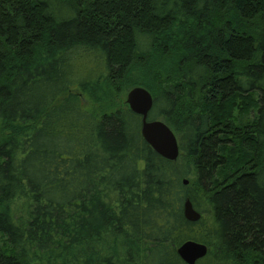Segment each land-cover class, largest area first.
<instances>
[{
  "label": "trees",
  "instance_id": "obj_1",
  "mask_svg": "<svg viewBox=\"0 0 264 264\" xmlns=\"http://www.w3.org/2000/svg\"><path fill=\"white\" fill-rule=\"evenodd\" d=\"M138 86L176 161L109 108ZM188 240L264 264V0H0V264H186Z\"/></svg>",
  "mask_w": 264,
  "mask_h": 264
},
{
  "label": "water",
  "instance_id": "obj_2",
  "mask_svg": "<svg viewBox=\"0 0 264 264\" xmlns=\"http://www.w3.org/2000/svg\"><path fill=\"white\" fill-rule=\"evenodd\" d=\"M126 103L133 113L142 117L141 133L149 146L162 158L176 161L180 147L175 132L163 120H149L154 106V97L149 90L140 86L132 88L127 94ZM185 184L188 185L189 181L185 180ZM184 215L190 222H198L202 217L189 199L184 204ZM208 252L206 244L195 240H188L177 250L186 264H197Z\"/></svg>",
  "mask_w": 264,
  "mask_h": 264
},
{
  "label": "rangeland",
  "instance_id": "obj_3",
  "mask_svg": "<svg viewBox=\"0 0 264 264\" xmlns=\"http://www.w3.org/2000/svg\"><path fill=\"white\" fill-rule=\"evenodd\" d=\"M128 92H127V94H128ZM127 94L125 93L124 95H121V97H119V98H117V97L113 98V96H115V95L112 94L111 100L109 99L111 102L109 108L114 109V107H117V104L120 106L121 102L123 103V101H126ZM82 98H83V103H84L85 107L87 108V110L91 111L94 114H103L104 113L106 108L104 106H102L101 104H99L100 102H96L95 98H90L89 95L85 94V93L82 94ZM97 98H100V96H98Z\"/></svg>",
  "mask_w": 264,
  "mask_h": 264
}]
</instances>
